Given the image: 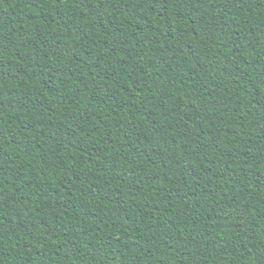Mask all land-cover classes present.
<instances>
[{"label": "trees", "instance_id": "1", "mask_svg": "<svg viewBox=\"0 0 264 264\" xmlns=\"http://www.w3.org/2000/svg\"><path fill=\"white\" fill-rule=\"evenodd\" d=\"M0 264H264V0H0Z\"/></svg>", "mask_w": 264, "mask_h": 264}]
</instances>
